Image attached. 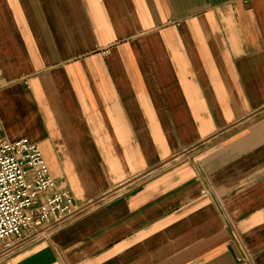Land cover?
<instances>
[{
  "label": "crops",
  "instance_id": "obj_1",
  "mask_svg": "<svg viewBox=\"0 0 264 264\" xmlns=\"http://www.w3.org/2000/svg\"><path fill=\"white\" fill-rule=\"evenodd\" d=\"M0 71L81 208L0 264H264V0H0Z\"/></svg>",
  "mask_w": 264,
  "mask_h": 264
},
{
  "label": "built area",
  "instance_id": "obj_2",
  "mask_svg": "<svg viewBox=\"0 0 264 264\" xmlns=\"http://www.w3.org/2000/svg\"><path fill=\"white\" fill-rule=\"evenodd\" d=\"M2 81L0 71V87ZM80 210L68 188L56 187L39 146L8 139L0 124V246L23 232L29 239L47 237Z\"/></svg>",
  "mask_w": 264,
  "mask_h": 264
},
{
  "label": "rangeland",
  "instance_id": "obj_3",
  "mask_svg": "<svg viewBox=\"0 0 264 264\" xmlns=\"http://www.w3.org/2000/svg\"><path fill=\"white\" fill-rule=\"evenodd\" d=\"M16 237L14 238V237H11V238H9L8 240H6L5 242H11V241H16ZM2 245H4V243H2Z\"/></svg>",
  "mask_w": 264,
  "mask_h": 264
}]
</instances>
